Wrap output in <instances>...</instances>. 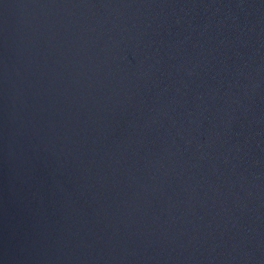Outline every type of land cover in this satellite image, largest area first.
<instances>
[{"label":"water","instance_id":"obj_1","mask_svg":"<svg viewBox=\"0 0 264 264\" xmlns=\"http://www.w3.org/2000/svg\"><path fill=\"white\" fill-rule=\"evenodd\" d=\"M0 264H264V0H0Z\"/></svg>","mask_w":264,"mask_h":264}]
</instances>
